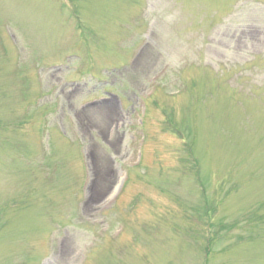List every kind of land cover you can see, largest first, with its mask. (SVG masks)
<instances>
[{"label":"rangeland","instance_id":"374dc122","mask_svg":"<svg viewBox=\"0 0 264 264\" xmlns=\"http://www.w3.org/2000/svg\"><path fill=\"white\" fill-rule=\"evenodd\" d=\"M0 264H264V0H0Z\"/></svg>","mask_w":264,"mask_h":264},{"label":"bare ground","instance_id":"6f19581e","mask_svg":"<svg viewBox=\"0 0 264 264\" xmlns=\"http://www.w3.org/2000/svg\"><path fill=\"white\" fill-rule=\"evenodd\" d=\"M102 178L100 177L98 180L100 181Z\"/></svg>","mask_w":264,"mask_h":264}]
</instances>
